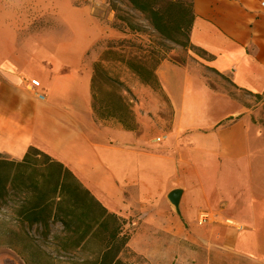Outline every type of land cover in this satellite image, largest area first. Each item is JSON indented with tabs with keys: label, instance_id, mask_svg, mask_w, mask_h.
I'll return each instance as SVG.
<instances>
[{
	"label": "crops",
	"instance_id": "1",
	"mask_svg": "<svg viewBox=\"0 0 264 264\" xmlns=\"http://www.w3.org/2000/svg\"><path fill=\"white\" fill-rule=\"evenodd\" d=\"M263 1L190 0V43L254 95L264 93ZM108 4L0 0V156L19 161L34 147L62 163L132 223L139 254L171 242L264 264V129L243 105L208 87L197 68L165 60L155 75L170 104L168 132L141 140L96 122L87 54L117 36ZM175 189L178 213L167 200ZM200 212L215 215L207 226L197 225Z\"/></svg>",
	"mask_w": 264,
	"mask_h": 264
},
{
	"label": "rangeland",
	"instance_id": "2",
	"mask_svg": "<svg viewBox=\"0 0 264 264\" xmlns=\"http://www.w3.org/2000/svg\"><path fill=\"white\" fill-rule=\"evenodd\" d=\"M108 1V9L112 11L111 27L117 36L101 39L87 54L93 66L95 120L99 124L122 128L118 121L121 118L141 140L162 136L171 129L172 114L167 98L155 83H142L135 72L139 63L152 68L162 58V61L200 70L208 87L243 105L252 122L264 129V93L257 98L237 88L228 76L210 68L206 56L192 47L185 29L190 19V0L163 2L183 6V16L176 22L183 32L178 31L177 26L176 30L173 28L174 17L168 16L171 22H166L167 32L177 41L167 39L154 29L147 15L133 10L126 0ZM17 200V197H8L0 201V264H79L83 258L93 257L79 251L60 252L52 238L61 230L58 224L51 226L52 235L47 239L42 238L40 227L19 224L12 214ZM123 232L128 235L127 251L120 257L129 264H250L235 253L171 242L148 246L146 254H139L130 244L136 232L131 222L123 226Z\"/></svg>",
	"mask_w": 264,
	"mask_h": 264
},
{
	"label": "trees",
	"instance_id": "3",
	"mask_svg": "<svg viewBox=\"0 0 264 264\" xmlns=\"http://www.w3.org/2000/svg\"><path fill=\"white\" fill-rule=\"evenodd\" d=\"M126 1L133 10L147 15L152 27L164 37L177 41L167 32L166 22L170 20L168 16L174 17L173 28L176 30L177 26V30L182 31V27L176 24L183 16L181 4L172 1L164 4V0ZM189 13L190 19L185 27L188 39L193 22L191 3ZM192 47L206 56L207 61L213 60L214 57L203 49ZM162 60L158 59L152 68L145 67L144 63L135 66L142 83H155L160 89L155 68ZM255 97L261 98V95ZM92 100L94 110L93 87ZM118 121L123 129L133 130L124 124L123 119ZM8 197L18 199L12 214L19 224L40 227L44 239L52 235L51 226L58 224L61 230L52 238L60 252L79 251L84 256H93L83 258L79 264H129L120 257L127 251L128 235L123 232V226L128 221L109 212L67 167L37 148H28L19 161L0 156V201Z\"/></svg>",
	"mask_w": 264,
	"mask_h": 264
},
{
	"label": "built area",
	"instance_id": "4",
	"mask_svg": "<svg viewBox=\"0 0 264 264\" xmlns=\"http://www.w3.org/2000/svg\"><path fill=\"white\" fill-rule=\"evenodd\" d=\"M261 4H262V6H264V1ZM37 98L39 101L44 100V97L40 94L37 96ZM160 140H161V138L158 137V138L154 139L151 143H155V142H158ZM213 216H215V215H212L209 212H200L197 216L196 223L200 227L207 226L208 222L213 218Z\"/></svg>",
	"mask_w": 264,
	"mask_h": 264
},
{
	"label": "water",
	"instance_id": "5",
	"mask_svg": "<svg viewBox=\"0 0 264 264\" xmlns=\"http://www.w3.org/2000/svg\"><path fill=\"white\" fill-rule=\"evenodd\" d=\"M181 194H182V191L180 189H175L169 192L167 195L168 202L173 206V208L175 209L177 213L179 211L178 207H179Z\"/></svg>",
	"mask_w": 264,
	"mask_h": 264
}]
</instances>
